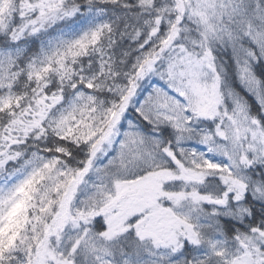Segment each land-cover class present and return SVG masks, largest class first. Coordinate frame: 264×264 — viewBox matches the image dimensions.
I'll return each mask as SVG.
<instances>
[{"label":"snow or ice","instance_id":"snow-or-ice-1","mask_svg":"<svg viewBox=\"0 0 264 264\" xmlns=\"http://www.w3.org/2000/svg\"><path fill=\"white\" fill-rule=\"evenodd\" d=\"M0 264H264V0H0Z\"/></svg>","mask_w":264,"mask_h":264}]
</instances>
